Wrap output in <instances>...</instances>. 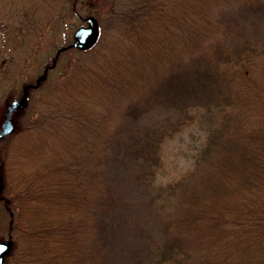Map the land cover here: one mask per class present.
I'll use <instances>...</instances> for the list:
<instances>
[{
    "label": "trees",
    "instance_id": "obj_1",
    "mask_svg": "<svg viewBox=\"0 0 264 264\" xmlns=\"http://www.w3.org/2000/svg\"><path fill=\"white\" fill-rule=\"evenodd\" d=\"M83 1L59 0L77 27ZM50 2L0 0V86H17ZM111 23L89 49L60 47L59 63L95 56L56 84L50 67L34 115L0 138L4 264H264V0H135ZM195 123L193 166L158 180L165 142ZM126 189L161 219L140 254Z\"/></svg>",
    "mask_w": 264,
    "mask_h": 264
},
{
    "label": "rangeland",
    "instance_id": "obj_2",
    "mask_svg": "<svg viewBox=\"0 0 264 264\" xmlns=\"http://www.w3.org/2000/svg\"><path fill=\"white\" fill-rule=\"evenodd\" d=\"M133 5H135V0H84L81 2L80 13L84 15H96L99 19L101 35L107 36L112 28L111 22L116 16L118 17V15L122 14ZM89 9H91V12H87ZM42 10L43 11L38 12L37 19H39L41 23H45V20L46 23L49 21V24L46 29H44L43 34L36 38V42L33 41L30 52L31 56L25 70L19 77L16 84L17 86L13 87L14 84L12 83L9 84L12 87H8V84L0 86V125L3 121L8 104L22 97L24 87L27 84H35L37 78L44 73L45 68L47 66H52L55 60L56 62L59 60L57 59L59 55H56L57 51L62 49L60 48L61 46L72 43L74 32L80 24L78 14H72L66 11L63 16L59 0H55L54 3H48ZM1 21L0 19V22ZM72 23L76 25L75 28L70 27ZM2 29L5 28H3V25L0 23V50L2 49V39H4L1 34ZM67 54L63 55L62 62H57L60 64L59 67L55 64L57 70L49 75L51 81H54L52 84L58 83L59 80L70 71L72 63L75 64L78 60L90 61L94 59L95 56L93 53H80L75 50L71 52L67 51ZM5 59L6 57H4V54L0 53V61ZM30 93L32 92L29 91L28 98L31 101L32 98L29 97ZM31 113L34 115L35 112L33 109L28 113L26 108H24L14 114V131L19 128L20 124H25L30 120L29 116ZM205 135L206 133L200 124L195 123L186 127L173 139H168L164 144L166 167L158 174V180L166 182L168 179L192 167L196 157L195 153L202 146ZM0 174L5 183L4 190L0 193V198L2 199L3 197L9 196V193H7V184L3 171L0 170ZM122 187L124 188V185H122ZM126 190L129 193L127 194L126 191L127 196L131 197L133 201V206H131L129 214L134 218L133 221L138 223V227L130 228V233H135L132 234L131 241L125 248L127 249V254H130L132 251L140 254L141 247L143 245L147 247L146 237L157 235V230L160 229L161 219L159 215L156 214L152 204L149 206L147 201L142 199L143 194L141 192L136 189ZM5 219H7V217L4 216L3 211H0V241L7 240L8 238ZM125 260L126 258H121V261Z\"/></svg>",
    "mask_w": 264,
    "mask_h": 264
},
{
    "label": "water",
    "instance_id": "obj_3",
    "mask_svg": "<svg viewBox=\"0 0 264 264\" xmlns=\"http://www.w3.org/2000/svg\"><path fill=\"white\" fill-rule=\"evenodd\" d=\"M100 23L98 18L95 15H87L86 16V24L79 26L73 35L72 46L81 50H86L94 46L99 37H100ZM66 47L58 50L57 56L59 55L61 50H64ZM56 64V60L53 62L54 66ZM49 66L45 68L44 73L39 76L35 82V84H27L23 89V95L19 99L13 100L8 104L6 112L4 114L3 121L0 125V138H4L7 135L14 132L15 126L13 123L14 114L20 110H23L28 106L29 102V89L31 87H37L41 81H43L48 73ZM4 190V182L3 178L0 175V193ZM13 248V241L11 238L7 240L0 241V264H4L6 256L10 253Z\"/></svg>",
    "mask_w": 264,
    "mask_h": 264
}]
</instances>
